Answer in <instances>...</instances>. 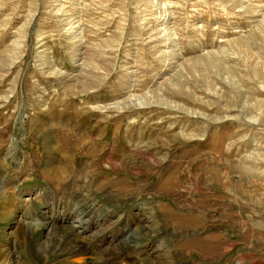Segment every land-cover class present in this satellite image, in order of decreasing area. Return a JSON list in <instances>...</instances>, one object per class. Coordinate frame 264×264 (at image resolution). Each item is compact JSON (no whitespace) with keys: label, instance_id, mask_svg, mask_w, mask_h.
Masks as SVG:
<instances>
[{"label":"rangeland","instance_id":"obj_1","mask_svg":"<svg viewBox=\"0 0 264 264\" xmlns=\"http://www.w3.org/2000/svg\"><path fill=\"white\" fill-rule=\"evenodd\" d=\"M0 205V264H264V0H0Z\"/></svg>","mask_w":264,"mask_h":264},{"label":"bare ground","instance_id":"obj_2","mask_svg":"<svg viewBox=\"0 0 264 264\" xmlns=\"http://www.w3.org/2000/svg\"><path fill=\"white\" fill-rule=\"evenodd\" d=\"M53 165V164H52ZM57 166V165H56ZM56 169V168H55ZM48 170V169H47ZM58 173L56 172V174H55V176L57 175ZM58 178H59V175L57 176ZM57 180V179H56ZM85 207H87V205H84V207H82V206H80L79 207V210H80V212L81 213H78L77 212V219H78V221H82L83 220V218H84V216L85 215H89V214H91L92 213V210L93 209H91L90 210V207H88L87 209H84ZM0 208L3 210V212L2 213H0L3 217L7 214V211H6V209L5 208H3L1 205H0ZM174 218V217H173ZM76 220V219H75ZM50 222V221H49ZM82 223V222H81ZM48 224V223H47ZM50 224V223H49ZM80 225H82V224H80ZM44 227V226H43ZM59 228V227H58ZM72 228V227H71ZM62 229V228H61ZM74 229V228H73ZM46 231L48 232V237L46 238L47 239V241L49 242L48 243V245L51 247V248H53V251H57L58 249H61V245H62V243H63V238L60 236V232H58V229H57V227H55L54 225L52 226H48L47 228H46ZM75 231V230H74ZM72 232V231H71ZM14 233V232H13ZM73 233V232H72ZM79 233L80 232H78V233H76V232H74L73 234H74V241H75V243H74V247L76 248H78L79 250H81V251H84V249L81 247V244L79 243V241H78V236H79ZM15 235V234H14ZM85 236H87V234L85 235ZM81 241V243H83L84 241H82V240H80ZM85 247V246H84ZM90 247H91V245H90ZM87 252H89V251H87ZM80 254V253H79ZM16 264V263H15Z\"/></svg>","mask_w":264,"mask_h":264}]
</instances>
